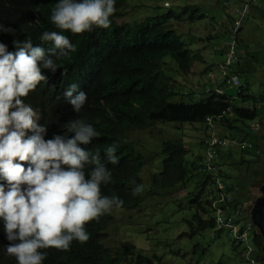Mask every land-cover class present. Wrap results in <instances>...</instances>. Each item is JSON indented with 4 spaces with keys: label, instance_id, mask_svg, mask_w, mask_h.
Segmentation results:
<instances>
[{
    "label": "trees",
    "instance_id": "1",
    "mask_svg": "<svg viewBox=\"0 0 264 264\" xmlns=\"http://www.w3.org/2000/svg\"><path fill=\"white\" fill-rule=\"evenodd\" d=\"M127 2L115 0L116 11L109 18V28L94 25L91 31L73 34L57 28L51 21L52 10L58 0H0V43L7 46L8 52L17 51L14 41L20 43L26 39H31L33 46H41L46 51L53 48V42L41 40L46 31H57L67 36L76 47V51L66 57H52L57 65L56 70L53 72L42 68V74L47 79L22 99L39 114L38 123L47 126L46 140L51 139L53 134L64 135L66 130L63 125L72 119H81L94 127L100 134L99 138L80 146L93 153L100 152L101 162L112 173L111 181L101 186L102 195H115L123 199L122 210L140 208L147 195L153 196L158 191L185 185L193 175L203 181V187L210 188L216 184V180H220L226 187L225 192L236 193L239 187L232 183L229 172L220 170L216 174L205 173L207 167L199 165L202 156L187 160L188 149L181 141H165L160 153L164 157L162 172L153 175L148 192L144 188L140 194H132L135 187L132 181L144 186L141 173L147 161L146 155L129 140L133 130L143 131L158 122L191 123L204 127L206 119L211 118L213 123H220L229 130L230 135H239L242 141L254 143L259 149L264 136L248 130L251 128L250 123L259 116L256 105L264 103V94L255 98L242 92L240 100L234 102L231 96L210 90L198 99L172 102L177 92L175 80L163 72L167 63L165 57L169 56L182 74H188L193 63L202 59L198 51L190 49L181 40L172 22H193L200 20L202 15L197 8L185 6L180 11L170 10L158 14L146 22L118 23L117 20L123 16L121 9ZM73 83L78 85L77 92L87 94V100L79 113L73 110L63 95ZM250 101L253 102V109L247 107ZM72 135L74 133H68V136ZM113 144L117 145L118 163L115 165L108 163L104 156L106 149ZM256 157L259 158L260 154ZM213 167L209 165L210 169ZM88 170L86 168V172ZM263 174L264 165L256 170L255 178L260 180ZM0 183L4 181L0 180ZM261 186L259 184L256 188L260 189ZM200 196L188 201V205L194 209L190 217L183 218L189 227V231L183 232L187 239L216 227L209 202H201ZM255 198L251 197L250 207ZM241 205L240 201L233 202L234 207ZM113 220V215L107 213L87 223L85 228L90 239L83 244L74 240L67 251L41 249L47 253L42 264H151L162 258L150 256L133 242L123 246L105 244L108 225ZM221 231L217 229L216 235H210L208 242L216 239ZM252 241L259 250L258 264H264L262 236L254 231ZM9 243L4 221L0 218V264H17L16 258L6 253L5 248ZM198 245L193 244L192 251L198 252L201 259L207 247L205 244L202 247ZM232 251L234 257L239 256L235 241Z\"/></svg>",
    "mask_w": 264,
    "mask_h": 264
},
{
    "label": "clouds",
    "instance_id": "2",
    "mask_svg": "<svg viewBox=\"0 0 264 264\" xmlns=\"http://www.w3.org/2000/svg\"><path fill=\"white\" fill-rule=\"evenodd\" d=\"M234 1H238L239 5H234ZM260 1L221 0V10L225 16L223 19L226 20L223 34L226 35L227 40L214 52H218L224 58L217 64L219 76L209 77L210 85L206 87L204 94L210 90H217L220 95L231 96L234 102L240 100L242 92L249 94L240 76V61L245 53L241 46L240 34L251 8H262ZM185 6L198 7L190 3L171 9L172 6L168 2L163 4L168 11H180ZM124 8L125 6L121 10ZM115 11V0H58L52 10L51 21L63 31L81 34L91 31L94 25L109 28L111 24L109 18ZM203 18L202 16L200 20ZM214 18L216 17H213V20ZM212 27H214L213 23ZM6 31L15 30L6 29ZM41 40L53 42L54 47L46 51L41 46H33L31 39H26L20 43L14 41L17 51L13 53L7 51L4 43H0V180L4 181L0 183V218L4 221L7 239L11 242L5 248L6 253L14 256L17 264H42L47 253L40 251L41 249L55 248L67 251L74 240L81 244L86 243L90 239V234L85 225L98 220L104 214L111 215L113 209L122 210L120 207L124 204L123 199L115 195H102L101 186L111 181L112 173L101 162L100 152L93 153L80 146L88 145L94 138H99L100 134L94 127L81 119H72L63 125L66 130L64 135L53 134L51 139L46 140L47 126L38 123L39 114L22 99L34 91L41 81L47 79L42 74V68L53 72L56 70L57 65L52 57H66L70 52L76 51L70 39L57 31L44 32ZM190 49L200 53L199 48ZM201 56L202 59L196 62H204V57L202 54ZM194 66L195 62L192 71ZM205 67L203 72L208 73L211 68ZM170 77L175 80L174 77ZM77 88L78 85L73 83L63 95L68 99L73 110L79 113L87 100V94L82 91L77 92ZM74 93L76 94L73 95ZM183 96L187 97V101L190 98L195 99L191 94ZM261 106L264 107V103H258L257 110ZM247 107L253 109L254 106L247 104ZM261 124H252L251 128L257 129L256 134L264 136V132L259 131ZM213 125L212 119L207 118L203 127L206 136L201 143L204 152L201 155L200 167H207L203 165V161L207 157L211 143L217 141L223 144L213 146L216 159L210 165L214 167L212 169L207 167L205 173L216 174L223 170L221 162L218 161H221V151L230 143H236L242 152L253 149L256 156L257 154L264 156V140L259 144L258 149L249 141L237 142L234 139L218 138L213 132ZM68 133L74 135L68 136ZM134 145L136 147L135 143ZM136 149L139 150L137 147ZM116 151L115 144L106 149L104 156L108 163L113 165L118 163ZM241 160V163L250 162ZM147 162L148 158L146 165ZM86 168L89 169L87 172ZM141 178L143 179V176ZM132 183L135 185L132 189L133 195L143 192L145 186L136 185L135 181ZM263 186L264 183L260 188V195L255 200L263 197L261 191ZM149 188L145 189L146 192ZM210 188L219 189L211 198L213 202L209 203L216 221V227L210 229L212 230L210 235H216L217 229L228 230L238 245L239 257H237L244 264H258L259 250L252 241V234L256 231L262 236L261 252L263 253L264 237L259 227L251 220L250 210L253 204L248 213L244 211L243 205L234 207V193L225 192L226 187L220 180H216V184ZM222 196L230 207L226 215L232 216V223L218 222L214 202L220 200ZM153 255L155 254L150 256Z\"/></svg>",
    "mask_w": 264,
    "mask_h": 264
},
{
    "label": "rangeland",
    "instance_id": "3",
    "mask_svg": "<svg viewBox=\"0 0 264 264\" xmlns=\"http://www.w3.org/2000/svg\"><path fill=\"white\" fill-rule=\"evenodd\" d=\"M165 2L172 6L171 9L190 3L195 4L204 17L195 22L173 23V27L188 47L199 48L205 61L195 62L193 71L182 74L177 71L172 59L166 56L167 63L163 69L164 74L176 80L174 87L179 96H175L172 102L187 101V97L183 96L186 94L198 99L204 95L206 87L210 85L209 77L219 76L217 64L224 58L220 54L213 53L227 40L226 35L219 28L212 27L213 17H223L221 0H128L125 8L121 10L123 16L117 22L130 24L146 22L149 18L168 11L163 7ZM210 35L213 36L209 38ZM241 40V46L245 50L240 66L241 81L249 94L260 98L264 92V25L253 26L251 37L248 39L245 33L241 36ZM205 65L211 68L208 73L203 72ZM249 104L253 105V102L250 101ZM258 111L259 116L250 123L251 126L262 123L264 107L261 106ZM248 131L257 133V129L250 128ZM259 131L264 132V125L261 124ZM213 132L218 138L231 140L233 137L237 142L242 141L239 135H230L229 130L220 123H214ZM205 136L202 125L191 123L162 122L155 123L151 128L143 131L133 130L129 134V140L134 142L148 158L146 168L141 173L145 189L149 188L153 175L162 172L164 157L160 153L163 142L181 141L188 149L187 160H192L194 156L203 154L204 147L201 143ZM221 153L222 169L230 173L228 175L232 183L239 187V190L234 192V200L240 201L245 208L244 211L248 213L251 197L260 195V189L256 187L264 183V176L261 181L254 178L256 170L264 165V156L255 158L256 153L253 149L242 152L236 143H230ZM241 159L250 162L241 163ZM202 182L198 176L194 178L193 175L185 185L158 191L153 196L147 195L138 209L128 211L113 209L112 215L115 219L108 227L105 244L123 246L125 243L133 242L143 252L162 256L160 261L151 264H244L239 256L234 257L233 236L228 230L220 232L211 242L208 241L212 230L192 235L189 239L183 234L189 231L183 218L190 217L194 209L193 206L188 205V201L201 194V202L212 203L213 194L219 191V189L203 187ZM255 201L253 200L252 204ZM204 208H207V205H204ZM193 244H199V247H202V244L206 245L207 252L201 260L198 252L193 253Z\"/></svg>",
    "mask_w": 264,
    "mask_h": 264
},
{
    "label": "crops",
    "instance_id": "4",
    "mask_svg": "<svg viewBox=\"0 0 264 264\" xmlns=\"http://www.w3.org/2000/svg\"><path fill=\"white\" fill-rule=\"evenodd\" d=\"M260 4L262 6L261 9L251 8V10L249 12V15H248V18H247V20L245 22V25L243 27V30H242V32L240 34V39H241V36L243 34H245V33L247 34V38L249 39L251 37L252 27L253 26L264 25V0H261ZM234 5H239V2L238 1H234ZM223 17L225 18L224 15H223ZM223 17H216L212 21L214 27L219 28L220 31H222V32H223V29H224V26H225V21H226L225 19H223ZM212 36L213 35H210V38ZM213 53L214 54H219L218 52H214V51H213ZM243 59H244V57L241 58L240 66L242 65ZM203 60H204V58H203ZM205 66H207V65H205ZM263 87H264V82H263ZM262 125H264V118L262 119Z\"/></svg>",
    "mask_w": 264,
    "mask_h": 264
},
{
    "label": "built area",
    "instance_id": "5",
    "mask_svg": "<svg viewBox=\"0 0 264 264\" xmlns=\"http://www.w3.org/2000/svg\"><path fill=\"white\" fill-rule=\"evenodd\" d=\"M217 144H223L222 142L214 141L211 143L207 157L203 161V165L209 167L210 163L213 162L214 159H216V151H214L213 146H216ZM230 201V199H228ZM227 200L222 196L220 200H217L214 202V207L217 208V219L220 223H232V216L227 217L226 211L230 210V207L227 205ZM238 213V212H235Z\"/></svg>",
    "mask_w": 264,
    "mask_h": 264
},
{
    "label": "water",
    "instance_id": "6",
    "mask_svg": "<svg viewBox=\"0 0 264 264\" xmlns=\"http://www.w3.org/2000/svg\"><path fill=\"white\" fill-rule=\"evenodd\" d=\"M263 197L257 198L250 210L252 222L259 227L264 237V186L262 188ZM264 250V246H263Z\"/></svg>",
    "mask_w": 264,
    "mask_h": 264
}]
</instances>
